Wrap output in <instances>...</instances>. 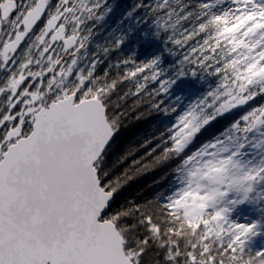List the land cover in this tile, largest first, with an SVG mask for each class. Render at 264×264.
I'll list each match as a JSON object with an SVG mask.
<instances>
[{"label":"snow or ice","instance_id":"snow-or-ice-1","mask_svg":"<svg viewBox=\"0 0 264 264\" xmlns=\"http://www.w3.org/2000/svg\"><path fill=\"white\" fill-rule=\"evenodd\" d=\"M222 2H203L198 11L182 7L180 16L170 0H158L148 15L155 18L156 36L163 34L171 45L164 51L180 57L176 68L166 72L164 58L155 54L141 62L127 56L123 75L109 80L107 72L95 75V58L87 71L76 67L88 39L80 27L103 20L108 0L91 7L89 0H56L54 12L53 0H0V38L7 36L0 40V70L8 72L0 80V264H151L152 248L162 253L163 264H264V250L251 258L246 251L249 239L260 235V224L229 220L249 199L251 185L264 180V167L244 171L236 157L245 145L226 155L230 150L220 139L187 152L210 123L264 96V0H231L235 15L214 14ZM181 21L191 22L177 34ZM126 39L118 37L113 49ZM21 49L26 59L18 63ZM190 68L216 77L215 89L176 115L153 146L142 145L148 149L144 156L118 175V166L135 150L110 157L124 116L111 101L113 92L132 82L134 90L123 99L136 97L134 108L146 104L169 115L176 109L167 106L166 95ZM262 124L264 105L232 129L247 133ZM170 158L181 160L178 187L163 203L114 206L130 169L143 172ZM233 191L242 192L241 198L228 201L232 208L220 207ZM186 231L196 241L182 250Z\"/></svg>","mask_w":264,"mask_h":264},{"label":"trees","instance_id":"trees-1","mask_svg":"<svg viewBox=\"0 0 264 264\" xmlns=\"http://www.w3.org/2000/svg\"><path fill=\"white\" fill-rule=\"evenodd\" d=\"M55 2L50 5L51 10L55 11ZM203 3V0H170V8L175 12H178L180 16L184 15V12H180L183 7L185 11H198L197 6ZM140 4L141 7L136 6ZM159 6L158 0H108L106 8L110 9L103 20H96L93 18L91 21H85L81 25V30L88 37L86 48L84 49L80 59L85 60L86 64L82 65L79 69L87 71L90 62L93 58L97 59L100 63L96 70L95 75L103 77L104 73H108V79H115L123 75L124 66L122 65V59L127 56H135L137 62H141L145 59H151L152 55L161 56L164 58V62L161 67L166 72L171 73L179 63L180 57H171L168 55L165 48L171 47L169 44H165V37L162 34L160 37L156 36L157 28L155 18L148 15L152 8ZM168 9L162 10L161 14L166 15ZM103 12V9H101ZM131 13V15H129ZM195 19V17H193ZM189 22L181 21L176 25L175 31L178 34L188 26ZM168 35H172L170 30ZM118 37H126L125 45L119 49H113V41ZM7 39L5 35L0 40ZM109 48V54L105 55L104 50ZM178 53L182 52V49H176ZM19 59L18 63L24 62L26 59V50L21 49L17 53ZM34 55V53H33ZM182 58V57H181ZM80 62V61H79ZM117 64L121 66L116 67ZM194 68V66H193ZM192 70L197 71V76L192 77L190 72ZM7 72V70H4ZM8 74V72H7ZM217 85V78L209 75L207 71H201L198 69H188V74L176 80L175 84L169 89L166 95V102L169 108H175V113L164 115L158 111H153L148 108L146 104L140 107H133L136 97H127L123 99L124 94L129 90H134V83L123 82L120 83L117 89L111 96V101L120 105L118 111L124 113L121 127L119 132L114 137L112 144V150L110 157L115 160L120 157L126 156L131 150H135V154L117 168V174L124 176V169L128 168L131 160L144 156L148 150L141 147L148 141H152L149 147L153 146L161 134H166V128L172 126L175 121L176 115L186 111L191 105L201 101L207 94L214 90ZM153 85L152 87H155ZM261 85H255L252 90L258 91ZM264 105V96H257L256 99L249 102L247 105L242 106L236 110L231 111L228 114L216 119L205 127L201 133L194 139L187 150L188 153L198 151L203 145L216 142L218 139L225 141V144L232 146V150L238 148V144H245V148L241 153L253 152L249 146V140L252 136V130L244 133L237 132L232 129L233 123L241 120V117L246 115L249 111ZM243 127V121H241ZM263 153V152H262ZM158 153L154 154L157 155ZM260 156L257 154V157ZM263 156V155H262ZM242 157V154L239 155ZM152 157H148L144 163L150 161ZM243 159H245L243 157ZM180 158H170L168 162L162 163L155 168L146 169L143 172L137 173L134 168L130 169L128 175L131 179L122 181V186L115 194V205L121 204H145L149 201H154L156 206L164 202V197L171 194L176 187H178L177 175L175 171L180 166ZM139 167V165L137 166ZM184 170L180 169V175ZM252 201L251 205L245 207L242 206L236 212H232V215H238V211H241L242 215L247 218L257 217L259 212L258 206L261 205V211H264V202L259 203L262 200H257L254 194L249 196ZM258 201V202H257ZM258 211H254V210ZM260 211V216L261 214ZM263 219V218H262ZM254 219L252 222L254 223ZM196 241L191 233L185 232L182 239H180L182 250H187ZM249 245V244H247ZM246 245V251L248 258L254 257L255 251ZM147 259H150L151 264H156V261H162V253L159 250L152 248L150 255Z\"/></svg>","mask_w":264,"mask_h":264},{"label":"rangeland","instance_id":"rangeland-1","mask_svg":"<svg viewBox=\"0 0 264 264\" xmlns=\"http://www.w3.org/2000/svg\"><path fill=\"white\" fill-rule=\"evenodd\" d=\"M94 2H95V0H89L88 6L91 7ZM203 2H213V0H203ZM234 8H235V5H233L231 3V0H223L222 3L216 4V6L212 9V12L216 15H220L223 13H229V14L235 15V13L233 11ZM4 40H6V38ZM79 61H78L77 66H76L77 70H79V68L82 65L86 64L85 60H83V61L79 60ZM6 76H7L6 72L4 70H0V80H2ZM252 131L253 132H252V136L249 140V146L252 148L253 152H256L260 156L257 157V154L252 153V152L249 153L247 151L244 153H241L242 157L237 156L236 160L239 162V166L241 168H243L244 171H247L250 168L264 167V163H262V162H264V124L259 125L256 128H253ZM240 144L241 143H239L238 145H240ZM226 146L230 150L229 153H226V155H230L232 151H235V149L232 150L233 148L229 144H226ZM241 151H242V149L240 150V152ZM243 157L245 159H243ZM233 171H235V170H233ZM247 186L248 185H245V187H247ZM251 187H252V191L250 193H248V197L250 195L254 194V197L257 200H262L259 203L264 202V180H258L257 182L253 183L251 185ZM241 196H242V192L233 191L229 194V196L227 198H225L219 204V206L220 207L227 206L229 208H232L233 206L231 204H229L228 201L231 199H237L238 200L241 198ZM251 202L252 201L250 199H248L244 204L236 206L231 211V213L229 215V220H230V222H235L238 224H250V223H253L252 220L254 219L255 220L254 222H258L260 224V229H259L260 235L252 236L249 239V242H248L249 245H247L251 249H253L256 253L257 251L264 250V211H261V208H262L261 205L258 206V208L256 207V209L259 210L257 215L258 214L259 215L253 219L247 218L248 220H246L245 219L246 216L242 215L241 211H238V215H232V212H236L242 206H245V207H247L248 205L250 206ZM258 210H254V211L256 212ZM260 211H261V214H263L262 216H260Z\"/></svg>","mask_w":264,"mask_h":264},{"label":"flooded vegetation","instance_id":"flooded-vegetation-1","mask_svg":"<svg viewBox=\"0 0 264 264\" xmlns=\"http://www.w3.org/2000/svg\"><path fill=\"white\" fill-rule=\"evenodd\" d=\"M80 32H81V35H82V36H86L85 33L81 30V27H80ZM83 51H84V50H82V52H81V54H80V56H79V59H80V57H81ZM6 74H7V72H6Z\"/></svg>","mask_w":264,"mask_h":264},{"label":"water","instance_id":"water-1","mask_svg":"<svg viewBox=\"0 0 264 264\" xmlns=\"http://www.w3.org/2000/svg\"><path fill=\"white\" fill-rule=\"evenodd\" d=\"M82 52V51H81ZM81 54V53H80Z\"/></svg>","mask_w":264,"mask_h":264}]
</instances>
